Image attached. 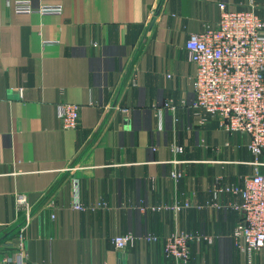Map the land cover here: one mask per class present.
I'll use <instances>...</instances> for the list:
<instances>
[{"label":"crops","instance_id":"obj_1","mask_svg":"<svg viewBox=\"0 0 264 264\" xmlns=\"http://www.w3.org/2000/svg\"><path fill=\"white\" fill-rule=\"evenodd\" d=\"M220 2L264 19V0H0V259L15 252L23 194L25 264H174L163 238L180 231L212 238L191 244L192 264H246L228 206L240 197L215 187L255 172L250 136L194 108L185 47L216 26ZM61 102L81 105L77 129L62 128ZM174 202L189 205L159 209ZM125 234L137 238L117 251Z\"/></svg>","mask_w":264,"mask_h":264},{"label":"built area","instance_id":"obj_2","mask_svg":"<svg viewBox=\"0 0 264 264\" xmlns=\"http://www.w3.org/2000/svg\"><path fill=\"white\" fill-rule=\"evenodd\" d=\"M219 9L220 19L216 26L191 34L185 44L190 60L196 66L193 106L216 120L225 131L250 136L255 172L246 176L241 185L225 187L217 184L215 191L240 197L239 202L234 200L228 204L242 215L234 229L235 245L246 257V264H264L255 261V255L264 250V173L259 169L264 166V161L259 159L264 152V19L256 13L253 3L244 10H232L225 2H220ZM16 10L18 13L35 11L28 1L19 2ZM39 11L60 14L62 7L42 6ZM165 107L175 109L170 102H166ZM80 110L81 105L77 103L58 104V118L63 129L78 128ZM176 150L180 153L183 147L177 146ZM182 176L180 170L171 173L175 182ZM16 202L24 217L18 227L15 252L4 254L0 264H25L27 260L31 204L23 194L17 195ZM188 205L174 202L159 209L178 212ZM76 208L84 209L80 204ZM136 238L133 234H125L114 236L111 241L117 251H123ZM144 238L150 242L160 239L153 234ZM200 240L211 241L212 238L201 233L175 232L163 238L164 252L174 259V264H192L190 247Z\"/></svg>","mask_w":264,"mask_h":264}]
</instances>
